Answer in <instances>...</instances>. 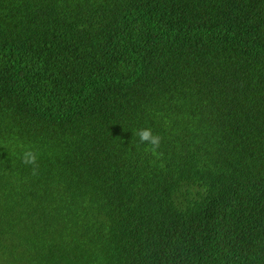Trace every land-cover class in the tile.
Returning a JSON list of instances; mask_svg holds the SVG:
<instances>
[{
    "label": "trees",
    "instance_id": "obj_1",
    "mask_svg": "<svg viewBox=\"0 0 264 264\" xmlns=\"http://www.w3.org/2000/svg\"><path fill=\"white\" fill-rule=\"evenodd\" d=\"M0 264H264V0H0Z\"/></svg>",
    "mask_w": 264,
    "mask_h": 264
},
{
    "label": "clouds",
    "instance_id": "obj_2",
    "mask_svg": "<svg viewBox=\"0 0 264 264\" xmlns=\"http://www.w3.org/2000/svg\"><path fill=\"white\" fill-rule=\"evenodd\" d=\"M139 139V144L148 145L145 151L151 152L152 154H157L160 148L162 137L158 134H154L150 128H142L137 130L135 133ZM38 154L32 149H26L21 156V162L30 166L32 169V175L38 174Z\"/></svg>",
    "mask_w": 264,
    "mask_h": 264
}]
</instances>
